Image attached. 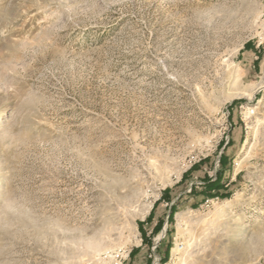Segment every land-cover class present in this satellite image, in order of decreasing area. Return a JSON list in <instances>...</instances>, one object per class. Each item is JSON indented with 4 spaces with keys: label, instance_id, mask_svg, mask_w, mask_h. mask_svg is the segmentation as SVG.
<instances>
[{
    "label": "rangeland",
    "instance_id": "obj_1",
    "mask_svg": "<svg viewBox=\"0 0 264 264\" xmlns=\"http://www.w3.org/2000/svg\"><path fill=\"white\" fill-rule=\"evenodd\" d=\"M0 264H264V0H0Z\"/></svg>",
    "mask_w": 264,
    "mask_h": 264
},
{
    "label": "trees",
    "instance_id": "obj_2",
    "mask_svg": "<svg viewBox=\"0 0 264 264\" xmlns=\"http://www.w3.org/2000/svg\"><path fill=\"white\" fill-rule=\"evenodd\" d=\"M213 187L217 188L219 186H218V184L214 183V184H210V186L208 188H213ZM160 225H161V221H158V223L156 225L157 230L160 228Z\"/></svg>",
    "mask_w": 264,
    "mask_h": 264
},
{
    "label": "bare ground",
    "instance_id": "obj_3",
    "mask_svg": "<svg viewBox=\"0 0 264 264\" xmlns=\"http://www.w3.org/2000/svg\"><path fill=\"white\" fill-rule=\"evenodd\" d=\"M241 162H242V159H239V160L236 162V167H235V170H234V173H235V174L238 172Z\"/></svg>",
    "mask_w": 264,
    "mask_h": 264
}]
</instances>
